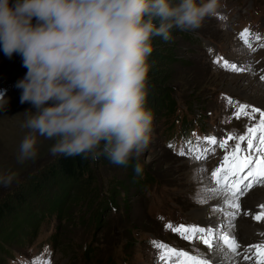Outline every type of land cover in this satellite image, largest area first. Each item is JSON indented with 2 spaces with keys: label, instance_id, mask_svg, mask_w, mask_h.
<instances>
[{
  "label": "rangeland",
  "instance_id": "rangeland-1",
  "mask_svg": "<svg viewBox=\"0 0 264 264\" xmlns=\"http://www.w3.org/2000/svg\"><path fill=\"white\" fill-rule=\"evenodd\" d=\"M203 2L206 0H197L198 4ZM244 28L252 34L249 39L255 51L245 47L240 38ZM256 34L260 40L254 39ZM172 36L170 42L160 38L148 57L145 103L169 92L178 100L172 116L153 115L151 141L138 157L151 178L138 177L131 165L117 166L106 157L93 161V184H100L102 189L116 187L112 201L103 195L94 202L91 184L52 172L58 157L50 154L54 140L38 136L36 158L17 163L20 143L29 132L22 127L25 111L31 105L20 103L21 90L15 85L27 69L20 55L14 53L9 59L0 49V91L10 98L7 109L0 111V174L15 176L10 186L0 185V206H7L0 219V264H31L36 258L50 264H163L152 241L215 259L202 241L185 240L165 225L209 227L220 222L221 213L213 211L220 201L200 203L197 197L202 195V187L212 185L211 173L221 166L225 152L235 146L236 140H229V148L221 149L206 145L204 138L207 134L220 141L233 131L237 136L245 134L257 124L259 113L237 118V106L229 104V98L249 105L248 112L251 107L264 111L263 105L249 98L261 102L264 96V81L260 79L264 75V0H219L216 13L206 17L201 27L193 31L173 29ZM218 58L219 63L215 62ZM224 61L237 66L250 61L256 74L225 70L220 66ZM183 126L192 128L186 140L194 149L191 153L177 135ZM170 143L175 149L169 147ZM241 145L246 148V141ZM182 146L186 154L178 155ZM206 146L214 151L206 159H195ZM243 200L251 207L242 202L235 232L242 238V245L249 247L264 241V220L252 218L260 212L257 204L264 202V187H254ZM57 202L66 208V218L50 213L29 235L32 220L40 213L36 208L55 206ZM88 203L91 207L85 209ZM82 206L85 215L78 216ZM245 210L251 214L243 215ZM86 217L90 220L84 221ZM234 261L254 264L253 260H243V253Z\"/></svg>",
  "mask_w": 264,
  "mask_h": 264
},
{
  "label": "clouds",
  "instance_id": "clouds-1",
  "mask_svg": "<svg viewBox=\"0 0 264 264\" xmlns=\"http://www.w3.org/2000/svg\"><path fill=\"white\" fill-rule=\"evenodd\" d=\"M219 0H0V49L22 58L16 82L20 103H30L29 130L17 163L37 156V137L54 140L52 156L130 164L151 141L153 114L146 110L148 57L154 36L193 31L216 13ZM10 98L0 91V111ZM133 160L137 162L132 164ZM15 176L0 174L8 187Z\"/></svg>",
  "mask_w": 264,
  "mask_h": 264
},
{
  "label": "snow or ice",
  "instance_id": "snow-or-ice-1",
  "mask_svg": "<svg viewBox=\"0 0 264 264\" xmlns=\"http://www.w3.org/2000/svg\"><path fill=\"white\" fill-rule=\"evenodd\" d=\"M252 36L249 29H244L240 34V38L245 47L251 51H255L252 47L249 37ZM254 39L260 40L259 34ZM264 46V45H262ZM220 62V58L215 61ZM225 70L234 72H248L255 75V70L251 63L247 65L237 66L236 63L229 64L224 61L220 64ZM264 71V70H261ZM260 79L264 81V75ZM229 104L237 106L235 115L239 118L241 115L251 116L259 113L260 119L257 124L249 127L247 132L238 135L233 131L227 139L218 141L215 137H206L204 141L206 145H218L219 148H228L229 140H236L235 146L223 156L222 164L217 167L211 177L213 183L211 186H204L198 194V202L205 203L208 200H219L220 203L213 206V211L221 213V219L215 226L201 227L199 225L173 226L171 223L165 225L167 229L178 233L185 240H199L207 247L210 253H213L215 259L206 258L203 253L190 254L187 251L177 250L163 242L152 241L155 248L159 250L158 260L163 264H234V257L241 256V242L237 238L235 228L236 220L242 213V202L247 208H250L247 200L242 198L247 196L254 187H264V111L256 107H251V112L246 111L250 106L239 103L229 98ZM199 141L200 138H197ZM246 141L247 147L242 148L241 144ZM189 152H193L191 142H186ZM170 148L175 149L174 144H169ZM214 151L211 147H204L199 154L195 155V159H206L207 155ZM178 155H185L184 146L180 148ZM200 171H206L201 168ZM243 173V175H241ZM260 212L253 215L256 221L264 220V204L259 205ZM247 210L243 211V215H250ZM264 235V233H262ZM254 249V251H253ZM47 251V249H45ZM251 253V255H248ZM255 257L254 264H264V241L251 245L244 249L243 260L249 261ZM31 264H50V261H41L40 258L34 259Z\"/></svg>",
  "mask_w": 264,
  "mask_h": 264
},
{
  "label": "trees",
  "instance_id": "trees-1",
  "mask_svg": "<svg viewBox=\"0 0 264 264\" xmlns=\"http://www.w3.org/2000/svg\"><path fill=\"white\" fill-rule=\"evenodd\" d=\"M161 42L160 37L158 36H154L152 38V45H153V52H155V47L157 45V43ZM151 53V54H152ZM151 56V55H150ZM149 56V57H150ZM148 76H149V72H148ZM156 96V95H155ZM154 97V96H153ZM153 97L149 98V103L147 105V103H145L146 108H148V110H150L152 112L153 115H163V116H172L173 114L176 113L177 109H178V100L175 99V97L172 96L171 92L167 93V95H165L163 98L159 97L158 99ZM187 122V121H186ZM185 130V126H183V129ZM57 162L53 165L52 167V172L53 173H57L59 172L60 174H62L63 176L67 177V178H76L79 179L81 181H83L84 183H86L87 185L92 186V197H94L95 199L93 200L94 202H96V200L98 198H102L103 195L107 196L108 199L110 201H112V198L114 199V190L115 188L113 187L112 189H102V186L100 184H93V181H95V174H94V168H93V160L90 159H84L81 156H76V157H63V156H58L57 158ZM136 163V162H134ZM132 163V164H134ZM131 165V164H130ZM132 166V165H131ZM141 176H145L147 179L151 178V175L149 174L148 170L146 168L143 167V172L141 175H139L138 177ZM141 179V178H140ZM140 181V180H139ZM69 197H72L73 194H67ZM114 202V201H113ZM6 207L5 205L0 206V219L2 218V216L5 214L6 211ZM91 206L89 205V203L85 206L86 208H90ZM66 208H64V205L60 204L59 202H57V205H51L49 207H37L35 212H40L38 213V216H35L34 219L32 220V225L30 227V234H34L37 231L38 225L40 220L46 216L47 214H52L53 212H56L59 216L60 219H63L65 216V211ZM83 206L82 208H79L77 211L78 212V216L81 215H85L83 214ZM82 212V213H81ZM88 221L90 220V218L86 217L84 218V221Z\"/></svg>",
  "mask_w": 264,
  "mask_h": 264
},
{
  "label": "bare ground",
  "instance_id": "bare-ground-1",
  "mask_svg": "<svg viewBox=\"0 0 264 264\" xmlns=\"http://www.w3.org/2000/svg\"><path fill=\"white\" fill-rule=\"evenodd\" d=\"M248 63H250V61H248V62H246V64H248ZM258 81V80H257ZM258 82H260L261 84H263L262 83V81L261 80H259ZM264 85V84H263ZM244 90H247L246 88H244ZM236 92H239L237 89L235 90ZM239 93H241V94H244L243 92H239ZM245 95V94H244ZM248 98V97H247ZM250 99H251V101H253V102H255L256 104H259V105H263L264 106V96H262L261 98H262V101L261 102H257V101H255V100H253V98L252 97H249ZM19 146V145H18ZM263 191V190H262ZM243 208V207H242ZM205 211H199L198 212V214H200V215H204L205 213H204ZM250 224V223H249ZM264 224V223H263ZM252 226V225H251ZM250 226V227H251ZM237 237H239V236H237ZM235 262V261H234ZM237 262V264H241L239 261H236Z\"/></svg>",
  "mask_w": 264,
  "mask_h": 264
}]
</instances>
